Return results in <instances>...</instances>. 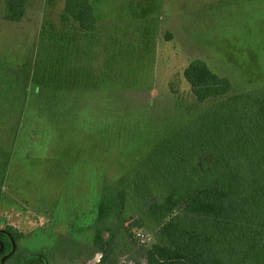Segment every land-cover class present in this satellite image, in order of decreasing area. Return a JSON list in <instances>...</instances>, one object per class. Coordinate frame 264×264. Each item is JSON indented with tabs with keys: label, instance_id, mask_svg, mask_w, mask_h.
I'll return each instance as SVG.
<instances>
[{
	"label": "rangeland",
	"instance_id": "1",
	"mask_svg": "<svg viewBox=\"0 0 264 264\" xmlns=\"http://www.w3.org/2000/svg\"><path fill=\"white\" fill-rule=\"evenodd\" d=\"M89 1L85 30L61 20L65 0H27L19 21L0 0V229L27 250L92 241L104 180L121 184L211 103L183 76L191 60L226 76V95L264 86V0ZM162 222H126L99 264H147Z\"/></svg>",
	"mask_w": 264,
	"mask_h": 264
},
{
	"label": "trees",
	"instance_id": "2",
	"mask_svg": "<svg viewBox=\"0 0 264 264\" xmlns=\"http://www.w3.org/2000/svg\"><path fill=\"white\" fill-rule=\"evenodd\" d=\"M26 2L5 0L4 17L19 21ZM60 18L85 30L96 21L89 0H65ZM183 76L197 101L211 103L131 164L121 184L104 180L92 241L59 234L49 248L33 251L1 228L0 264H85L101 253L99 264L125 223L144 213L164 219L147 264H264V86L226 95L230 80L200 58Z\"/></svg>",
	"mask_w": 264,
	"mask_h": 264
}]
</instances>
